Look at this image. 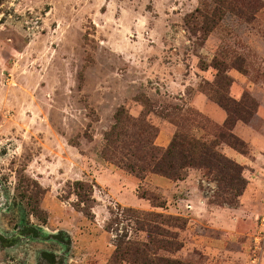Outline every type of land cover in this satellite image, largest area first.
<instances>
[{
	"label": "rangeland",
	"instance_id": "374dc122",
	"mask_svg": "<svg viewBox=\"0 0 264 264\" xmlns=\"http://www.w3.org/2000/svg\"><path fill=\"white\" fill-rule=\"evenodd\" d=\"M209 92L256 103L235 122L247 151L219 145L246 180L235 206L211 201L198 168L139 177L105 148L118 110L117 130L150 124L162 147L179 127L213 138L227 114ZM76 180L92 185L88 216ZM242 201L247 236L209 208ZM116 234L143 258L113 259ZM0 236V264H263L264 0H0Z\"/></svg>",
	"mask_w": 264,
	"mask_h": 264
},
{
	"label": "trees",
	"instance_id": "16d2710c",
	"mask_svg": "<svg viewBox=\"0 0 264 264\" xmlns=\"http://www.w3.org/2000/svg\"><path fill=\"white\" fill-rule=\"evenodd\" d=\"M207 94L227 114L223 123L217 127L213 138L196 137L179 127L168 145L162 147L155 144L154 128L150 124L144 123L142 128L139 126L138 133L129 134L127 131L117 130L118 123H128L131 119L127 114L122 115V110H118L115 114V123L104 134L105 148L119 147L124 150V156L118 158L119 165L139 177L152 172L180 180L184 178L187 168H198L204 176L216 181L217 189L211 201L235 206L245 189L246 180L242 176V166L222 153L219 145L225 143L241 153L247 151L244 141L233 132V127L238 120H248L256 103L248 95L236 100L228 93ZM71 188L76 199L75 207L85 215H90L93 201L92 185L76 180L71 184ZM148 226H150L148 223H140L139 229L144 231ZM54 237L62 240L61 232ZM114 247L113 259L124 256L136 262L145 255L146 245L138 239L116 234Z\"/></svg>",
	"mask_w": 264,
	"mask_h": 264
},
{
	"label": "crops",
	"instance_id": "0c3cea01",
	"mask_svg": "<svg viewBox=\"0 0 264 264\" xmlns=\"http://www.w3.org/2000/svg\"><path fill=\"white\" fill-rule=\"evenodd\" d=\"M233 128H234L233 132L238 136H243L242 132L243 133L246 132L243 125H240L238 123H236ZM239 161H241V160H239ZM253 190L254 189L251 188V192ZM251 195L253 196V193H251ZM243 196H244V194H243ZM256 198H254L250 201V204L252 206H253V204H256L257 202H259V204H260V200L257 201ZM209 208H211L210 209L212 211L211 213H222L224 216L236 213L237 217L234 218L232 222H229V220H227L228 221L227 224L230 223L231 225H233V228L235 229L237 236H238V234L239 235H241V234L246 235V233L250 232L251 228H253V223H254L253 219L243 218V216H245V215H248L250 217V215L253 212V208L250 207V208L246 209V206H245L243 201L241 202V205H239L237 207H233V208H226V207H222V206H217V207L212 206ZM242 229H245V231H243ZM263 264H264V261H263Z\"/></svg>",
	"mask_w": 264,
	"mask_h": 264
},
{
	"label": "flooded vegetation",
	"instance_id": "af4514ba",
	"mask_svg": "<svg viewBox=\"0 0 264 264\" xmlns=\"http://www.w3.org/2000/svg\"><path fill=\"white\" fill-rule=\"evenodd\" d=\"M0 237H2V236H0ZM0 239H2V242H3V244L5 245L6 243H10V241H11V239L9 240V239H3V238H0ZM10 245V244H9Z\"/></svg>",
	"mask_w": 264,
	"mask_h": 264
}]
</instances>
